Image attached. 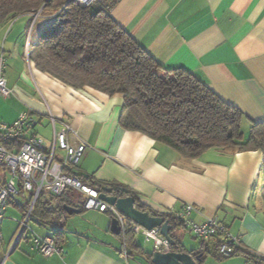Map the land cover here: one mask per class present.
Wrapping results in <instances>:
<instances>
[{
  "label": "crops",
  "instance_id": "obj_1",
  "mask_svg": "<svg viewBox=\"0 0 264 264\" xmlns=\"http://www.w3.org/2000/svg\"><path fill=\"white\" fill-rule=\"evenodd\" d=\"M102 3L108 4L114 21L164 68L189 71L222 100L236 106L242 113L244 138L249 136L252 123L264 120V0ZM19 16L25 21L20 34L10 40L16 51L10 52L13 60H19L20 49H25L24 39L27 49L29 43L37 42L47 22L37 14ZM36 24L34 35L30 30ZM27 27L29 31H25ZM22 37L18 49L15 41ZM4 46L0 49L6 51ZM27 63L30 73L22 67L6 76L5 70L13 95L0 97V120L12 121L20 112L30 111L37 133L41 130L46 134V127L50 128L46 136L41 134L46 139L52 137L49 114L65 120L88 145L75 167L79 173L126 186L151 212L168 214L170 210H180L185 203L192 204L196 209L188 217L193 222L201 223L205 216L215 217L238 237L241 245L264 257L260 150L211 147L195 158H185L139 131L124 129L119 124L122 95L72 88L36 69L28 57ZM84 211H88L94 223L89 226L94 228L76 219L72 229L67 224L70 216L61 227L45 224L52 233L47 229L35 233L32 229L20 236L22 210L8 206L0 226V264H145L129 252L119 236L111 233L110 219L102 214L105 211ZM93 215L101 219L95 220ZM58 228L63 232L59 250L45 255L32 235L52 237ZM240 259L237 264L246 263L244 257Z\"/></svg>",
  "mask_w": 264,
  "mask_h": 264
},
{
  "label": "trees",
  "instance_id": "obj_2",
  "mask_svg": "<svg viewBox=\"0 0 264 264\" xmlns=\"http://www.w3.org/2000/svg\"><path fill=\"white\" fill-rule=\"evenodd\" d=\"M106 1L110 3V0ZM107 5L102 0L99 5L88 6L75 0H0V21L14 19L21 14H37L45 18L47 22L40 30L37 42L31 45L28 59L39 71L72 88H92L107 95H122L119 124L124 129L139 131L189 159L211 147L260 150V172L264 182V120L252 123L249 136L244 138L242 113L236 106L222 100L189 71L164 68L114 21ZM75 167L68 171L82 183L99 193L110 187L112 194L132 196L138 209H146L126 186L96 180L91 175L79 173ZM85 198L81 191L71 187L61 195L42 190L33 203L28 222L33 218L41 225L61 227L75 214L67 213L64 205L75 207L81 213L85 210ZM29 202L30 199L26 198L25 205H12L23 211ZM148 212L163 216L172 224L170 233L176 244L171 249L185 248L175 231L184 229L173 216ZM132 223L128 218L124 230L117 236L129 252L141 257L146 264H153L151 252L142 251L135 242ZM27 229L23 228L20 236ZM52 238L59 248L63 239L60 228L53 230ZM210 247L217 260L242 256L246 262L264 264V257L253 254L241 243L233 247L230 256L220 255L210 240L198 239V246L189 251L194 255L200 254V264Z\"/></svg>",
  "mask_w": 264,
  "mask_h": 264
},
{
  "label": "built area",
  "instance_id": "obj_3",
  "mask_svg": "<svg viewBox=\"0 0 264 264\" xmlns=\"http://www.w3.org/2000/svg\"><path fill=\"white\" fill-rule=\"evenodd\" d=\"M81 5H94L100 0H75ZM7 58L0 51V97L8 98L13 90L7 86L5 76ZM52 137L46 139L34 130L35 118L30 111L20 112L12 121L0 120V226L5 218V211L10 204L25 205L18 221L21 230L28 228L31 208L40 191L52 195H61L68 187L81 191L85 195L84 208L108 211L116 217L124 230L128 220L114 205L98 197L97 189L84 184L69 173V168L76 166L88 145L79 139L77 132L63 119H56L49 114ZM192 204L185 203L180 210H170L183 229H188L196 238L210 240L216 245L222 256H230L233 247L239 245V239L215 217L205 216L201 223L193 222L188 214L195 210ZM134 233H143L153 240V248L160 251L171 249L169 242L160 234L159 227L146 229L132 223ZM33 241L45 255L59 249L52 237L35 235Z\"/></svg>",
  "mask_w": 264,
  "mask_h": 264
},
{
  "label": "rangeland",
  "instance_id": "obj_4",
  "mask_svg": "<svg viewBox=\"0 0 264 264\" xmlns=\"http://www.w3.org/2000/svg\"><path fill=\"white\" fill-rule=\"evenodd\" d=\"M22 16H17L14 19H10V20H6V21H0V48L2 49V45H5L4 48L6 51H4V54L7 58V63H6V76L9 75V72H11L12 74L15 73V71L19 70L20 68L23 67V69L25 71L29 72V65L27 63V57H28V52L30 51L31 48V44L29 43V48L27 49L26 47V41L24 39V47L25 49H20L21 52V56L19 57V60H13L11 57H13V53L12 56L10 55V52H16L12 49H15L11 44H13L10 40H12V38H15V36L19 35L20 32L23 30L24 28V21L25 18ZM36 27L37 24L34 25L33 30L31 27L28 29H25V31H32L33 33L36 31ZM28 34V33H27ZM35 35V33H34ZM18 49H19V45L22 44L23 42V37L18 41ZM5 43V44H4ZM11 43V44H10ZM0 49V51H1ZM6 52V53H5ZM25 52V53H24ZM23 53V56H22ZM10 57V58H9ZM36 74V73H35ZM37 75V74H36ZM41 128V126H39ZM40 132H38L40 135L43 134L46 136V134L48 133V131H50V128H48V126L46 127V134L44 131L39 130ZM12 204H10L11 206ZM88 211H83L79 214H73L71 216V220H69L67 222L68 226H70L72 229L74 227V220L76 219H80L85 223V226H88L89 228H94L93 226H89V223H93L92 219L89 217V215L87 216ZM103 215H105L106 219H110L109 215L105 212L102 213ZM93 219L95 220H100L101 216L100 215H93L92 216ZM20 228V227H19ZM35 231V233L37 232H41V229H47L49 232L48 233H52L50 227L45 226V225H41L38 222H36L35 220H33V218H31V220H29L28 222V229L27 232H29L30 230ZM99 231V230H96ZM177 232V238L182 242V245L187 248H194L198 246V239L194 238V236L186 231V230H175ZM136 237V243L138 245H140V247L145 250V251H149L152 252L153 251V240L152 239H147L146 236L143 233H136L135 235ZM141 260H143L140 257ZM240 256H230L227 258H221L220 260H217L216 258H214L213 256V251L212 248H209V252L206 253V256L204 257V260L201 262V264H237V261H240ZM144 261V260H143ZM145 263V262H144ZM146 264V263H145Z\"/></svg>",
  "mask_w": 264,
  "mask_h": 264
},
{
  "label": "water",
  "instance_id": "obj_5",
  "mask_svg": "<svg viewBox=\"0 0 264 264\" xmlns=\"http://www.w3.org/2000/svg\"><path fill=\"white\" fill-rule=\"evenodd\" d=\"M98 197L114 205L117 210L124 216L132 220L134 223L143 226L146 229H153L159 227L160 234L169 242L171 246L176 244V240L171 236L172 224L163 216L150 214L146 210L138 209L135 206V198L132 196L119 197L112 194L110 187L104 188L103 192L98 194ZM67 213H78L79 210L69 205H64ZM109 230L114 235H119L121 226L116 217L112 216L109 222ZM200 254L194 255L192 251L181 249H170L168 251L153 250L151 252L150 261L153 264H198ZM245 264H255L251 261Z\"/></svg>",
  "mask_w": 264,
  "mask_h": 264
}]
</instances>
